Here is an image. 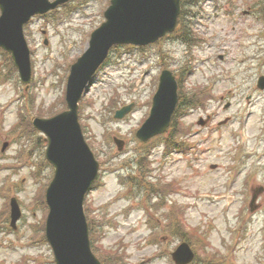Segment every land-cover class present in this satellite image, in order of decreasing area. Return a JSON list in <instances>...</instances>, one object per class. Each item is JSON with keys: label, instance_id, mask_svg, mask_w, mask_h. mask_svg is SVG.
Wrapping results in <instances>:
<instances>
[{"label": "rangeland", "instance_id": "rangeland-1", "mask_svg": "<svg viewBox=\"0 0 264 264\" xmlns=\"http://www.w3.org/2000/svg\"><path fill=\"white\" fill-rule=\"evenodd\" d=\"M186 2L198 45L185 48L169 39L122 48L111 54L84 95L85 139L107 161L85 198L100 230L98 247L103 254L118 252L119 264H174L171 252L186 241L195 264H264V90L256 88L264 75V0ZM108 5L109 0H73L26 27L34 66L27 90L10 63L0 62L1 221L10 197L22 210L14 233L8 222L0 227L1 264H53L51 249L38 242L46 212L36 205L53 172L43 164L31 173L44 148L40 140L26 139V120L40 111L49 114L53 106L52 112L64 108L69 67L104 21ZM163 68L175 73L186 99L189 92L191 98L206 97L175 122L182 131L177 141L187 152H166V137L144 145L135 138ZM131 102L130 114L112 120L119 106ZM207 116L211 124L199 126ZM115 136L125 142L122 152L112 142ZM122 175L134 177L139 187L122 182ZM185 231L190 236L184 237Z\"/></svg>", "mask_w": 264, "mask_h": 264}, {"label": "water", "instance_id": "water-1", "mask_svg": "<svg viewBox=\"0 0 264 264\" xmlns=\"http://www.w3.org/2000/svg\"><path fill=\"white\" fill-rule=\"evenodd\" d=\"M67 0H0V46L12 53L23 83L30 78L28 52L22 36V26L35 13H43ZM180 12V0H111L104 13L105 22L90 36L89 46L71 66L66 103L68 110L52 119L34 121L48 138L46 160L54 168V177L46 190L49 214L45 235L55 258V264H100L91 252L88 227L83 211L86 192L97 178L99 164L85 144L77 122L81 94L115 44L145 45L155 42L174 30ZM257 87L264 89V76ZM177 103V83L170 71L164 70L153 97L148 119L137 131L145 142L163 134L170 125ZM129 108L117 111L122 118ZM253 195L251 204L256 200ZM12 225L19 210L12 201ZM176 264H189L194 254L182 243L172 254Z\"/></svg>", "mask_w": 264, "mask_h": 264}, {"label": "trees", "instance_id": "trees-1", "mask_svg": "<svg viewBox=\"0 0 264 264\" xmlns=\"http://www.w3.org/2000/svg\"><path fill=\"white\" fill-rule=\"evenodd\" d=\"M186 7L187 3L186 1L183 0L182 3V12L179 16V21H178V26L175 35L181 40L184 41L185 43L192 42L193 45H198L200 43V40L196 37H190L191 35L189 34L190 31V25L187 22V16H186ZM199 98H191L189 95L187 99L185 98L184 92H180L179 95V104L177 107L176 114L173 117V125L170 130V138L167 136V140H164L165 143V149L168 151L172 150H178L179 152H185V148L183 147V143L177 141L178 138L181 137V128L175 123L177 122V119H179L181 116H183L184 112L187 109L190 108H198L203 105L204 100L206 99L205 94L203 93H198ZM179 115V116H178ZM178 116V117H177ZM169 135V134H168ZM143 167H146V164ZM153 194H156L152 192ZM158 195V194H157ZM89 206L86 208V216H87V221L89 225V236H90V241H91V247L93 252L97 255V257L101 260L102 264H119V261H121V258L116 254L112 252H108L103 254L99 247H98V242L100 239V233H98L100 230L96 226V223L91 217L90 210H88ZM190 236L186 231L184 233V237ZM198 241V239H197ZM198 243H200L198 241ZM101 254V255H100ZM203 264H210L209 262H205Z\"/></svg>", "mask_w": 264, "mask_h": 264}, {"label": "flooded vegetation", "instance_id": "flooded-vegetation-1", "mask_svg": "<svg viewBox=\"0 0 264 264\" xmlns=\"http://www.w3.org/2000/svg\"><path fill=\"white\" fill-rule=\"evenodd\" d=\"M21 219V218H20ZM6 220L8 221V219L6 218ZM6 223V221H1L0 220V227L2 228L3 227V224H5Z\"/></svg>", "mask_w": 264, "mask_h": 264}]
</instances>
